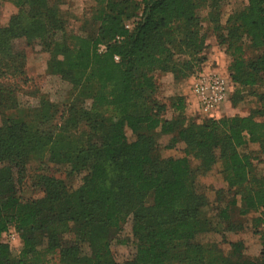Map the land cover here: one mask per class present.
Wrapping results in <instances>:
<instances>
[{"label":"trees","instance_id":"obj_1","mask_svg":"<svg viewBox=\"0 0 264 264\" xmlns=\"http://www.w3.org/2000/svg\"><path fill=\"white\" fill-rule=\"evenodd\" d=\"M64 1L16 0L19 12L0 29V67L9 56L13 72L23 71L15 39L29 46L40 43L52 54V74L72 84L97 85L91 112L107 108L114 114L84 110L97 117L80 135L79 129L67 130L66 123L48 130L39 129L34 120L7 121L0 127V238L15 227L22 240L17 256L0 241V264H264V241L261 258L252 259L242 241L229 242L231 249L224 253L219 242L208 240L226 238L240 225L232 221L229 207L209 213L212 205L198 181L220 161L229 187H243L240 214L264 209V178H251L252 163L238 150L250 142L264 143V120L250 115L197 122L188 116L184 97L173 96L170 103L152 99L156 73L184 81L201 69L202 1L96 0L97 32L73 35L69 46L62 42L64 20L59 16ZM247 1L216 32L232 57L234 83L263 87L264 116V0ZM133 18L128 29L126 22ZM182 55L188 58L177 59ZM15 93L0 87V111L18 106ZM230 101L233 106L241 101L239 91ZM165 104L173 117L164 116ZM54 107L43 101L39 119H54ZM126 128L136 135L133 141ZM164 136L183 143L185 155L162 158ZM33 163L39 165L34 172L51 163L85 175L73 189L57 177L38 173L33 186L43 195L23 199L20 188ZM236 203L234 199L231 204ZM130 221L136 252L119 263L112 252L114 235Z\"/></svg>","mask_w":264,"mask_h":264},{"label":"rangeland","instance_id":"obj_2","mask_svg":"<svg viewBox=\"0 0 264 264\" xmlns=\"http://www.w3.org/2000/svg\"><path fill=\"white\" fill-rule=\"evenodd\" d=\"M141 1V0H139ZM202 1V2H201ZM198 15L200 21L198 23L199 36H204V46L201 56L205 61L198 67H201L197 73L192 77L196 78L201 73H210L219 71L223 73L229 81V98L228 101L221 108L220 119L222 116H254L257 120L263 121L264 116L261 114L262 102L260 95L263 87L256 86L252 88H243L239 84H235L231 78V71L229 70L232 64V57L225 45L220 44L219 34L216 32L217 28H224L228 19L236 12L243 10L248 1L247 0H201ZM19 5L16 0H0V29H6L12 17L19 12ZM97 1L96 0H65L60 8V19L64 20V36L62 42H66L69 46L71 43V36L84 35L85 33L97 32L99 22L96 20ZM132 19L126 22V27L132 29L134 21ZM202 35V36H201ZM14 50H18L23 54L22 69L14 73L11 65V58L5 57L6 61L4 67H0V87L13 88L16 92V108H9L0 111V127L7 121L16 123H25L34 120V124L41 130H48L50 127L56 126L57 123H66L67 130L75 132L88 131L91 128V117L86 114L102 113L105 117L114 114L111 109L103 108L102 111L91 112L92 95L97 90L96 84L83 85L72 84L68 80H64L60 74H52L49 70L52 54L49 50L43 47L40 43H35L31 46L27 45L24 40L15 39L13 41ZM105 49L104 45L100 46V50ZM9 54V50H6ZM248 56H252L253 52L248 50ZM14 57V55H11ZM15 58V57H14ZM188 58L186 55L177 57V59L184 60ZM16 61V59H14ZM2 63V64H3ZM16 67L18 62L16 61ZM211 67L209 70L206 68ZM158 72L155 74V81L157 84V91L152 99L159 103L168 101V97L175 92L171 82L172 74ZM170 77V79H169ZM191 77V78H192ZM76 78L78 76L76 75ZM188 79V80H191ZM190 94L192 93V82L189 83ZM239 91L241 101L232 105L234 95ZM193 96V95H192ZM46 101L51 104H56L54 119L49 122H43L39 119L40 106L42 102ZM167 103V102H166ZM190 104L192 102L190 101ZM228 104V107L225 106ZM166 105L165 117H173V113ZM74 107V110L66 113L67 109ZM227 108H231L228 113ZM58 109V111H57ZM197 109L198 114H188L192 121H201L214 118H208L201 114ZM63 113V114H62ZM38 115V116H37ZM102 115V116H103ZM101 117V116H100ZM79 122V123H78ZM78 123L76 127L74 125ZM33 124V123H32ZM128 140L133 141L136 135L132 134L126 128ZM83 136V135H82ZM162 149L160 154L162 158L166 157H182L185 155L186 146L183 143H176L170 141V136L162 138ZM171 144L170 148L167 145ZM239 152L247 155L252 163L251 178H264V143H247L240 147ZM193 164L197 165V160H192ZM39 165L33 163L28 171L27 181L23 187L20 188V195L23 199L39 198L43 195L38 191L37 187L33 186L36 174L45 173L52 175L64 181L70 188H78L83 181L85 171L79 172L72 166L62 167L47 163L34 172ZM199 183L206 191V196L210 202L209 213L217 215L218 211L224 208H230V215L232 221L236 225H240V230L236 233L228 232L226 238L220 235L212 236L211 239L221 244V249L224 253L230 251L229 242H244L246 246V256L261 258V251L263 249L264 241V217L262 212L264 209L258 211H250L246 215H241L240 197L242 188H230L225 178L224 166L222 162H217L212 170L198 178ZM236 199L237 203L233 206L231 203ZM0 241L9 245L12 249L13 255L17 256L22 247V240L19 231L15 227H10L9 230L2 234ZM136 240L133 237L132 224L130 222L122 223L121 229L116 231L114 241L112 244V252L117 262L123 263L131 259L136 252Z\"/></svg>","mask_w":264,"mask_h":264},{"label":"built area","instance_id":"obj_3","mask_svg":"<svg viewBox=\"0 0 264 264\" xmlns=\"http://www.w3.org/2000/svg\"><path fill=\"white\" fill-rule=\"evenodd\" d=\"M192 94L198 110L208 118L220 117L221 108L229 98L228 78L219 71L201 73L194 78Z\"/></svg>","mask_w":264,"mask_h":264},{"label":"crops","instance_id":"obj_4","mask_svg":"<svg viewBox=\"0 0 264 264\" xmlns=\"http://www.w3.org/2000/svg\"><path fill=\"white\" fill-rule=\"evenodd\" d=\"M210 68L211 67L206 68V69L209 70ZM169 75L170 74H168V76ZM169 79H170V77H169ZM190 81L193 83L194 77H192L191 80L179 81V80H175L173 75H172L171 82H172V85L174 88L171 90H174L175 92H173V95L169 96L168 101H165V102L170 103V100L173 96H176V95L182 96L185 98V100H187V114H192V113L198 114L197 109H196V108H198L196 99L194 98V96H192L193 95L192 93L190 94V90H191L189 87ZM190 101L192 102L193 105L190 104ZM225 106L228 107V104H226ZM227 110H228V113H230L231 108L230 109L227 108ZM220 115H223V113H220ZM249 258L256 259L255 257H250V256H249Z\"/></svg>","mask_w":264,"mask_h":264}]
</instances>
